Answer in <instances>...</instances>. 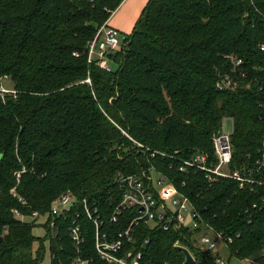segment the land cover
<instances>
[{
    "label": "trees",
    "instance_id": "trees-1",
    "mask_svg": "<svg viewBox=\"0 0 264 264\" xmlns=\"http://www.w3.org/2000/svg\"><path fill=\"white\" fill-rule=\"evenodd\" d=\"M121 2L0 0V87L7 77L15 91L0 92V264L43 258L46 237L34 251L33 225L16 219L13 209L45 213L70 189L98 202L101 229L113 236L135 214L129 208L111 220L121 196L117 172L151 167L188 197L200 225L232 237L230 255L264 264V209L251 208L264 187L239 188L231 178L210 182L202 171L178 169V161L196 152L215 160L211 136L229 116L228 168L256 155L264 139L257 106L264 85L220 91L215 82L230 69L226 55L263 80L264 0H148L123 34L122 49L111 55L117 68L107 72L87 62V43ZM23 168L16 183L14 172ZM14 186L24 204L11 194ZM79 221L81 253L90 264H107L95 252L92 224L83 216ZM201 229L140 222L126 247L155 264H184L177 242L194 264H213L217 254L197 242ZM50 248L53 262L70 264L75 252L65 226Z\"/></svg>",
    "mask_w": 264,
    "mask_h": 264
},
{
    "label": "built area",
    "instance_id": "built-area-1",
    "mask_svg": "<svg viewBox=\"0 0 264 264\" xmlns=\"http://www.w3.org/2000/svg\"><path fill=\"white\" fill-rule=\"evenodd\" d=\"M122 37L113 27L106 23L101 24L93 38L87 43L86 55L88 63H95L99 68L109 72L113 68L110 66L111 55L122 49ZM259 49L264 52V43L259 45ZM76 54V53H74ZM229 61V71L220 73L215 82L216 89L220 91H234L236 89H249L253 85H258L261 89L264 85V78L258 82L255 77L251 78L242 66V60L235 55H226ZM89 82L87 78L85 80ZM0 92H12V89L0 87ZM261 112L260 121L264 122V100L257 104ZM230 121L231 127L227 131L224 128V119ZM234 123L232 117H224L220 127L212 134L211 143L214 161H208L204 153L196 152L188 159L178 161L179 171L198 170L205 174L208 181L212 182L218 178H231L236 180L239 188L249 186L251 190L255 185L264 187V139L257 146L255 156L248 154L240 166L229 169L228 165L232 159L233 145L231 135L233 133ZM142 147V144L137 143ZM153 154V153H152ZM173 157L172 155H169ZM153 167L148 171L142 170L139 173L123 175L120 172L116 174V183L121 190V196L113 207L111 220L116 218L122 211L133 208L135 214L129 223L116 235H110L108 231L101 229L103 219L101 218L100 208L97 201H89L87 198H77L70 189L61 192L50 204V208L45 213L32 211L30 214H23L17 209H13V216L20 222H29L33 225L44 228L43 237L48 243L49 264H57L56 254L51 251L50 241L55 239L61 227H66L67 235L72 244L75 254L69 257L70 264H90V259L83 256L81 246L84 241L83 229L79 221L84 217L93 226L94 231V249L97 256L107 264H155L145 261L141 251H134L126 247V243L132 240L134 226L142 222L150 225H160L164 229L174 222L177 226H187L211 231L217 239H221L225 244L232 242L231 236H224L209 225H200L197 221L199 217L186 195L180 193L173 183L169 182L164 176L159 175L153 178L155 173ZM24 168L14 172L16 183ZM154 181L156 184H154ZM11 194L24 204L25 201L18 196L15 186L10 190ZM253 209H264V196L252 203ZM247 211V210H246ZM74 213V215H72ZM189 222V223H188ZM200 249L212 251L215 247L206 234L199 237ZM144 242H148L145 239ZM174 245H179L175 242ZM264 253V250H263ZM249 262L252 259L247 258ZM213 264H229L226 259L219 256L215 257Z\"/></svg>",
    "mask_w": 264,
    "mask_h": 264
},
{
    "label": "rangeland",
    "instance_id": "rangeland-1",
    "mask_svg": "<svg viewBox=\"0 0 264 264\" xmlns=\"http://www.w3.org/2000/svg\"><path fill=\"white\" fill-rule=\"evenodd\" d=\"M112 61V59H111ZM110 66L114 69L117 68V65L112 61L110 62ZM2 86L6 89H11L13 87V83L12 81L10 80V78H7V77H3L2 80ZM13 90V89H12ZM230 127H231V124H230V121L226 118L224 119V128L229 131L230 130ZM154 173H155V176H153L154 179H156V177H158L159 175L163 176L160 171L156 170V169H153ZM170 182V181H169ZM154 184L155 181H154ZM63 192V191H62ZM189 223V222H188ZM40 226H37L35 225L33 228H32V235L35 237V241L33 242L32 244V247H33V250L35 251V249L38 247L39 245V241H40V237H43L44 233H45V230L44 228H39ZM202 234H206L212 241H214L215 243V247L214 249L211 251L212 253H216L217 252V255L223 259H226L228 260V263L229 264H252V262H249L247 258L245 259H239L235 256H232L230 255L229 253V250L227 248V244H225V242L221 239H217L216 236L209 230H206V229H201L199 231V233L196 235L197 237V242L199 245L200 244V241H199V237L202 235ZM195 238V237H194ZM43 247H44V252H43V258L42 260L38 263V264H49V255H48V243L46 240H43Z\"/></svg>",
    "mask_w": 264,
    "mask_h": 264
},
{
    "label": "crops",
    "instance_id": "crops-1",
    "mask_svg": "<svg viewBox=\"0 0 264 264\" xmlns=\"http://www.w3.org/2000/svg\"><path fill=\"white\" fill-rule=\"evenodd\" d=\"M147 1L148 0H122L106 21V25L115 28L122 34L130 33Z\"/></svg>",
    "mask_w": 264,
    "mask_h": 264
},
{
    "label": "water",
    "instance_id": "water-1",
    "mask_svg": "<svg viewBox=\"0 0 264 264\" xmlns=\"http://www.w3.org/2000/svg\"><path fill=\"white\" fill-rule=\"evenodd\" d=\"M174 248L183 253L185 257L184 264H194V258L186 247L181 245H175Z\"/></svg>",
    "mask_w": 264,
    "mask_h": 264
}]
</instances>
